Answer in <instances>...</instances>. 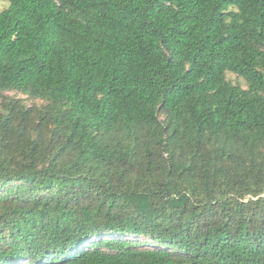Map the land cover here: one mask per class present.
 <instances>
[{
	"label": "trees",
	"instance_id": "16d2710c",
	"mask_svg": "<svg viewBox=\"0 0 264 264\" xmlns=\"http://www.w3.org/2000/svg\"><path fill=\"white\" fill-rule=\"evenodd\" d=\"M7 1L0 264H264V0Z\"/></svg>",
	"mask_w": 264,
	"mask_h": 264
},
{
	"label": "rangeland",
	"instance_id": "374dc122",
	"mask_svg": "<svg viewBox=\"0 0 264 264\" xmlns=\"http://www.w3.org/2000/svg\"><path fill=\"white\" fill-rule=\"evenodd\" d=\"M9 4V2L7 0H0V10H2L3 8L7 7ZM225 78L227 80H230L233 84H239L240 86L246 88V83L245 81L237 76L236 74L232 73V72H229V71H226L225 72ZM10 96H13V97H16V98H20L22 100V102L27 106V107H31V108H34V109H42L44 104L46 103L44 100H41L39 98H33V97H30L26 94H23L21 92H17V91H3V92H0V102L2 101V98L3 97H10ZM97 237L93 236L91 237L90 239H88L87 241H90V240H94L96 239Z\"/></svg>",
	"mask_w": 264,
	"mask_h": 264
}]
</instances>
